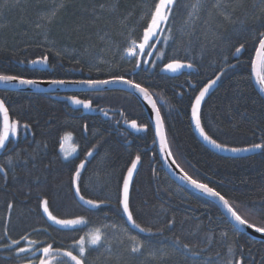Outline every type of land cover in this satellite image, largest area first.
<instances>
[{
  "label": "trees",
  "instance_id": "16d2710c",
  "mask_svg": "<svg viewBox=\"0 0 264 264\" xmlns=\"http://www.w3.org/2000/svg\"><path fill=\"white\" fill-rule=\"evenodd\" d=\"M40 1L51 3L60 20L52 28L55 44L0 45V74L36 81L104 80L123 75L140 83L162 103L158 107L176 164L193 179L219 191L242 218L264 223V150L240 159L220 156L199 141L191 124L194 97L224 72L203 106L202 126L228 148L264 142V98L250 78L257 33L264 31V0H228L224 11L230 20L220 14L214 0H208L189 28L186 21L195 0H178L167 57L163 62L155 59L156 53L142 57L140 68H135L134 58L123 60L117 48H126L129 38L141 34L140 18L154 0H62L63 7H58L61 0ZM240 43L246 50L237 63L233 52ZM44 56L50 70L29 68L32 60ZM173 56L194 67L176 75L162 72L163 63ZM144 59L150 63L143 64ZM72 95L91 100L94 110L103 114L83 115L50 94L0 91L11 120L20 122L18 139H12L0 157L5 169L0 172V264H28L29 260L39 264L41 253L33 257L15 251L29 246L26 240L18 246L11 244L22 236L37 242L34 249L52 244L77 254L73 242L97 227L104 231L105 243L98 248L86 246L88 264H264V241L236 232L216 204L170 178L153 143L154 129L136 97L120 90ZM133 120L146 124L147 132L135 135L127 131L123 123ZM25 123L27 130L22 127ZM68 132L77 149L70 159L60 148ZM137 155L140 168L130 208L141 227L152 229V236L133 231L118 204L123 178ZM85 161L78 181L80 193L85 199L104 200L100 209L83 207L74 194L72 177ZM44 199L58 218L83 216L89 224L76 230L52 224L43 213ZM130 236L144 244L140 254L130 252L134 246ZM176 238L179 247L174 246Z\"/></svg>",
  "mask_w": 264,
  "mask_h": 264
},
{
  "label": "snow or ice",
  "instance_id": "6c2138e0",
  "mask_svg": "<svg viewBox=\"0 0 264 264\" xmlns=\"http://www.w3.org/2000/svg\"><path fill=\"white\" fill-rule=\"evenodd\" d=\"M178 3V0H154V3L149 7L141 16L140 23L142 24V32L139 36L134 38H129L127 42V47L124 49L126 56L135 59V68L141 67V58L142 57H152L156 53L155 59L163 62L167 57L166 49L170 45V42L173 40L171 35V18L174 14V7ZM208 3V0H195L194 3L190 5V11L188 12L189 21L194 23L195 19L199 18V12L201 11L203 5ZM223 5V7H221ZM228 5V0H214V6L220 10V14L224 16L226 20H230V15L224 11ZM58 7H63V3L58 5ZM53 16L55 15V9H53ZM189 21H186L188 23ZM222 38V37H221ZM258 46H255L253 51L254 55L250 57L251 65V76L254 77L255 83L259 86L260 91L264 92V31H259L257 33ZM157 45L163 46L164 50H161ZM246 50L245 44L240 43L238 46L234 47L233 57L236 59L237 63L240 61V56ZM48 57L44 56L40 59L32 60V64L37 63H47ZM143 64L147 65L150 63V60L144 59ZM151 66L155 67L156 63L151 62ZM259 66V68H258ZM194 65L191 62H186V60L179 59L175 56L167 59L166 63H163L161 68L162 72L170 73H179L183 69L193 68ZM231 67H236V65H231ZM220 79V76H216V79L210 80L200 91L199 94L194 97V101L191 105L192 119L195 122V127L199 131L201 137L211 144L213 147L220 149L222 151L228 150L232 152L240 151H255V150H264V142L254 143L250 148H227L225 145L217 143L208 133L205 131L204 126H202L200 118V107L202 101H204L206 94L209 93L210 89L217 83ZM16 82L20 85H32L37 83L36 80L25 79L16 75H4L0 74V83H12ZM50 83L63 85L66 83H77L87 85L89 88H96L99 85H107L114 83H122L127 85L129 88L135 90L143 95L144 99L148 100L151 104V108L155 113V129L156 136L159 138L160 150L164 152L167 156H171V151L169 150V145L164 133V122L161 117L160 109L157 107V104L154 100L151 99L149 91L147 88L142 87L140 83H136L132 79H126L123 75H114L109 79L97 80V79H87V80H78V81H66V80H51ZM73 104L77 106H82L84 109H92V101L79 99L75 96L67 97ZM107 115V113H105ZM0 117H2V130H0V150L6 148L7 142L10 139L16 138L20 129V122L17 120H10L8 108L5 105L4 100L0 99ZM23 129L27 130L29 128L28 124H23ZM131 127L136 131H145L147 130L146 124L137 125L135 120L131 121ZM87 129V125H85ZM72 137V133L68 132L62 137V141L68 140ZM156 141L154 140L153 143ZM63 142L60 144L61 150H63ZM89 157L93 155L92 151L87 153ZM141 157L137 155L134 160L131 162V167L127 170V176L123 178L122 185V196L118 199V204L120 205L121 214L126 217V221L132 225L133 228L138 229L139 232L145 233L147 236L155 235L152 232L151 228L141 227L139 223L133 217V212L130 209L129 205V186L133 177V173L137 168V164L140 162ZM8 163H11L9 160ZM171 163L175 164V160H172ZM179 167V165H177ZM85 168L84 162H82L75 170L72 181L76 184L75 194L79 197L80 201L84 204L89 205L92 209H100L105 205L104 200H93L85 199L83 195H80L79 188V178L81 176V170ZM4 166L0 165V172H4ZM183 171V169H181ZM182 180L186 181L192 188L199 190L202 194L207 195L212 198H217L222 202L223 206L227 209V212L230 214L234 223V230L236 232L242 231L243 226H247L249 229L255 230L256 233H264V223L256 224L250 222L248 219L242 218L238 214L237 210H234L231 206L228 199L225 198L219 191L215 190L213 187H209L207 183H202L197 179H193L187 172H184L181 177ZM9 209L12 208V204L8 205ZM43 213L47 215V219L52 222V224L58 225L62 229H72L76 230L80 226L89 224V220L83 216H77L72 219H60L57 216L53 215L49 209V201L44 199L42 202ZM173 222L169 221L171 226ZM107 227V226H106ZM112 227H115L113 225ZM46 231V230H45ZM126 231V230H125ZM226 235V233H225ZM129 239L134 242V246L130 247V252L133 254H140L144 248V244L137 239L135 236H130ZM21 240L28 241V247H17L15 251L19 254H31V256L36 257L37 252L41 253L37 257L39 264H88L86 257V246H101L105 243V233L104 231L97 227L91 233L87 235H82L78 240H75L72 244V249L76 250L77 254H74L73 250H65L59 247H53L52 244H47L46 246L34 249L32 246L37 242L29 240L27 236H22L21 239L12 240V245H20ZM181 242L179 238L174 240V246L179 247ZM11 247V245H9ZM185 250L189 249L187 244L182 245ZM231 252V247L229 248ZM28 264H33L32 260L28 261Z\"/></svg>",
  "mask_w": 264,
  "mask_h": 264
},
{
  "label": "water",
  "instance_id": "95a60500",
  "mask_svg": "<svg viewBox=\"0 0 264 264\" xmlns=\"http://www.w3.org/2000/svg\"><path fill=\"white\" fill-rule=\"evenodd\" d=\"M30 69H35V70H39V71H47L50 70V66H49V62L45 63H37V64H30L29 65ZM259 68V66H258ZM224 72H222L221 74H219L218 76H220V79L217 81V83L210 89L209 93L206 94L204 101H202L201 103V107H200V118H201V113H202V109L203 106L205 104V102L207 101V99L213 94V92L218 88V85L222 79ZM253 78V83L257 89V91L259 92V94L264 98V92L260 91L259 86L255 83V79ZM216 79V78H215ZM113 90H120V91H125L127 93H130L131 95H133L134 97H136L140 104L142 105L146 116L148 117L154 132H155V138H156V142H155V146L158 150V154L161 160V163L164 167V169L166 170L167 174L170 176V178L177 183L179 186H181L182 188H185L187 190L193 191L197 194H199L200 196L212 201L214 204H216L220 210L222 211V213L226 216V218L231 222L232 225H234V221L232 220L230 214L227 212V209L223 206L222 202H220L217 198H212L209 197L207 195L202 194L199 190H196L194 188H192L186 181L182 180L181 177L184 174V171H181L180 167H177V164H173L171 163L173 159L172 155L171 156H167L164 152H162L160 150V142H159V138L156 136V129H155V113L151 108V104L148 102V100L144 99L143 95L135 92V90L129 88L127 85L122 84V83H114V84H107V85H99L96 88H89L87 85H83V84H77V83H66L63 85H57V84H52L50 83V81H37V83L32 84V85H20L19 83L16 82H12V83H0V91H10V92H18V93H29V94H73V93H95V92H107V91H113ZM151 99L154 100L156 102V100L154 99V97L151 95V93L149 92ZM55 99L59 100V101H63V102H67L69 104V106L75 110V111H82L83 115H87V116H94V115H101L103 114L101 111L96 112L92 109H84L82 106H77L75 104H73L70 100L67 99V97L64 96H55ZM157 104V107L159 104H162L161 102ZM159 108V107H158ZM107 116V115H106ZM10 117V114H9ZM162 117V116H161ZM163 119V118H162ZM11 120V117H10ZM202 123V121H201ZM191 124H192V128L193 131L195 133V135L197 136V138L199 139V141L205 146L207 147L210 151H212L215 154H218L220 156L223 157H227V158H235V159H240V158H247V157H251L255 154H257L259 152V150H255V151H240V152H232V151H228V150H220L217 149L215 147H213L211 144H209L207 141H205L199 131L197 130V128L195 127V122L192 119V112H191ZM138 125V124H137ZM126 127L134 133H141V132H145V131H136L135 129H133L131 127V122L128 123L126 125ZM164 133L166 136V131H165V125H164ZM18 136L16 138H13V140H17ZM167 139V137H166ZM12 139H10L11 141ZM9 142H7L6 144V148L3 150H0V157L4 154V152L6 151V149L8 148ZM228 148V147H227ZM250 148V147H249ZM85 164V168L87 165V162H84ZM84 169L81 170V174L84 172ZM139 168H140V162L137 164V168L133 173V177L132 180L130 182V186H129V205H130V198H131V193H132V188L135 182V179L138 175L139 172ZM127 176V175H126ZM75 187L76 184L73 183V189H74V194H75ZM81 195V193H80ZM76 199L78 200V202L85 208L88 209H92L89 205L84 204L82 201H80L79 197L75 194ZM131 209V208H130ZM126 220V217H124ZM126 223L128 224V226L133 230L136 231L138 233L139 232L138 229H135L132 227V225L130 223H128L126 221ZM248 236H250L251 238L258 240V241H264V233H256L254 228L253 229H249L247 228V226H243L242 231H240Z\"/></svg>",
  "mask_w": 264,
  "mask_h": 264
},
{
  "label": "rangeland",
  "instance_id": "374dc122",
  "mask_svg": "<svg viewBox=\"0 0 264 264\" xmlns=\"http://www.w3.org/2000/svg\"><path fill=\"white\" fill-rule=\"evenodd\" d=\"M53 9H55L53 5L47 1L42 3L40 0H4L0 4V45L18 47L29 42H53L55 44L52 28L55 24L58 26L60 20L56 19V10L53 16ZM192 25L193 22L191 21L187 24L188 28ZM61 49L66 51V48ZM124 49L121 46L117 48L119 56H122L123 60H131L132 58L125 55ZM63 145L62 153L65 158L70 159L76 156L77 149L72 145V137L64 140Z\"/></svg>",
  "mask_w": 264,
  "mask_h": 264
},
{
  "label": "flooded vegetation",
  "instance_id": "af4514ba",
  "mask_svg": "<svg viewBox=\"0 0 264 264\" xmlns=\"http://www.w3.org/2000/svg\"><path fill=\"white\" fill-rule=\"evenodd\" d=\"M73 94H78V93H73ZM61 96H64V97H71V96H73L72 94H61ZM92 108H93V105H92ZM93 110H94V108H93ZM94 111H96V110H94ZM82 112V111H81ZM96 112H99V111H96ZM122 119V118H121ZM121 119H119V120H121ZM130 123V122H129ZM128 123L127 122H125V123H123V127L127 130V131H129V132H131L127 127H126V125H127ZM137 124L139 125V123L137 122ZM147 131H145V132H141V133H134V132H131V133H133V134H135V135H142V134H145ZM153 147H154V145H153ZM160 158V157H159Z\"/></svg>",
  "mask_w": 264,
  "mask_h": 264
},
{
  "label": "bare ground",
  "instance_id": "6f19581e",
  "mask_svg": "<svg viewBox=\"0 0 264 264\" xmlns=\"http://www.w3.org/2000/svg\"><path fill=\"white\" fill-rule=\"evenodd\" d=\"M46 94V93H45ZM53 98L55 97V96H60L61 94H55V95H52V94H50ZM55 99V98H54ZM102 112V111H101Z\"/></svg>",
  "mask_w": 264,
  "mask_h": 264
}]
</instances>
